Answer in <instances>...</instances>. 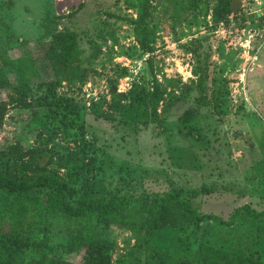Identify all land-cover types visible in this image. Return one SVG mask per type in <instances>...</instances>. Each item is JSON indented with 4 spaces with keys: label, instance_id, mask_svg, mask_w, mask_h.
<instances>
[{
    "label": "rangeland",
    "instance_id": "obj_1",
    "mask_svg": "<svg viewBox=\"0 0 264 264\" xmlns=\"http://www.w3.org/2000/svg\"><path fill=\"white\" fill-rule=\"evenodd\" d=\"M231 1L150 0L151 36L144 50L133 23L139 0H0V72L9 83L0 90V105L6 106L2 164L13 170L12 146L33 149L45 165L35 175L51 173L70 184L73 205L82 195L152 199L173 186L208 190L191 200L201 214L228 220L243 205L264 211V0H238V13L223 11L214 25L213 8ZM174 3L181 6L176 18ZM47 16L57 31L76 34L80 62L56 77L37 62L39 74L27 68L28 84L20 95L21 80L8 63L24 54L7 40L5 27L15 38L35 43L43 38ZM198 64L206 67L202 91L194 89L192 69ZM154 78L180 79L189 90L172 109L161 101L154 113L149 99ZM54 79H60L55 90L67 107L52 111L37 103L45 96L42 81ZM22 100L30 107L21 109ZM185 111L190 115L181 119ZM82 140L95 150L85 153ZM9 225L5 218L4 232ZM73 226L56 218L51 245L64 244ZM106 233L114 246L111 264L130 250L129 264H200L201 244L264 262V218L243 213L230 227L216 222L165 227L147 241L133 225H110Z\"/></svg>",
    "mask_w": 264,
    "mask_h": 264
},
{
    "label": "trees",
    "instance_id": "obj_2",
    "mask_svg": "<svg viewBox=\"0 0 264 264\" xmlns=\"http://www.w3.org/2000/svg\"><path fill=\"white\" fill-rule=\"evenodd\" d=\"M192 1L195 3L197 0ZM139 3L140 11L137 19L133 21L135 38L142 49L148 50L151 36L147 24L150 17V0H139ZM174 8L172 17L176 18L181 6L174 3ZM223 11L230 12V2L218 4L213 8L211 18L214 25L222 21ZM75 13L74 11L66 16L72 17ZM54 23L49 16L43 19V38L35 43L15 38L9 32L8 26L5 27L7 40L15 42L24 54V58L10 60L8 63L21 80L17 86V93L20 95H24L22 87L28 84L23 81L27 68L35 76L39 74L37 62L46 64L54 77L63 67L80 62L82 50L78 46L76 34L68 30L57 31ZM3 26L4 23L0 20V28ZM198 49L199 45L192 52L196 53ZM205 69L206 67L200 64L192 69L195 90H204V82L207 79ZM6 79L0 72V90L9 86ZM58 82L60 79L42 81L45 96L39 99V107L52 111L61 109L62 100L55 90ZM151 90L149 99L153 112L156 113L161 101H166L165 105L169 109L175 107L182 100L183 91H188L189 87L181 83L180 79H164L163 83H159L154 78ZM21 102V109L30 107L26 101ZM214 106L220 114L221 103L218 102ZM5 107L0 105V122ZM188 115L190 112L185 111L180 118L186 119ZM82 149L89 153L90 150L94 151L95 147L88 146L82 140ZM9 152L16 159L13 170L8 171L0 161V264H111L114 246L106 231L114 224L135 226L136 233L142 232V239L147 241L155 230L165 227L185 229L206 222L230 227L242 213L253 219L264 218V211L257 212L248 205L236 208L228 220L215 214H201L191 200L209 191L173 186L165 194L152 199L146 196H126L103 200L82 195L73 205L70 202L75 196V190L70 184L64 183L51 173L35 175L37 170L44 171L45 165L41 163V156L35 154L33 149L12 146ZM86 173L91 175L92 169L86 167ZM31 175H34L33 180L30 179ZM5 218L10 219L8 232H4L1 226ZM56 218L65 219L74 223V226L66 230L67 241L54 248L50 239ZM198 255L200 264H264L260 260L230 254L224 249L206 244L199 246ZM78 256L81 262H76ZM127 259H134L132 250L119 258L118 264H129Z\"/></svg>",
    "mask_w": 264,
    "mask_h": 264
},
{
    "label": "water",
    "instance_id": "obj_3",
    "mask_svg": "<svg viewBox=\"0 0 264 264\" xmlns=\"http://www.w3.org/2000/svg\"><path fill=\"white\" fill-rule=\"evenodd\" d=\"M240 6H241V3L238 0H232L230 4V11L233 14H236L238 13Z\"/></svg>",
    "mask_w": 264,
    "mask_h": 264
},
{
    "label": "built area",
    "instance_id": "obj_4",
    "mask_svg": "<svg viewBox=\"0 0 264 264\" xmlns=\"http://www.w3.org/2000/svg\"><path fill=\"white\" fill-rule=\"evenodd\" d=\"M263 35H261V38L264 40V29L262 30Z\"/></svg>",
    "mask_w": 264,
    "mask_h": 264
}]
</instances>
